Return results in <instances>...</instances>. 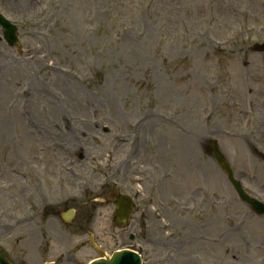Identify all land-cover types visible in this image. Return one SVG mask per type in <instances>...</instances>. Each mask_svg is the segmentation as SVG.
<instances>
[{
	"label": "rangeland",
	"instance_id": "1",
	"mask_svg": "<svg viewBox=\"0 0 264 264\" xmlns=\"http://www.w3.org/2000/svg\"><path fill=\"white\" fill-rule=\"evenodd\" d=\"M0 13L23 45L0 39V248L15 264H77L61 217L75 207L107 252L127 246L112 201L144 187L143 264H264V215L203 149L217 138L264 201L251 150L264 151V56L250 51L264 0H0Z\"/></svg>",
	"mask_w": 264,
	"mask_h": 264
},
{
	"label": "water",
	"instance_id": "2",
	"mask_svg": "<svg viewBox=\"0 0 264 264\" xmlns=\"http://www.w3.org/2000/svg\"><path fill=\"white\" fill-rule=\"evenodd\" d=\"M0 23L3 24L4 30H5L4 31L5 37L8 40V42L11 45L18 43L19 40L16 35L17 33L16 25L12 24L9 20H7L1 14H0ZM213 149L216 153L217 159L223 162L224 159L221 158L223 157V154H221L219 150H217L215 141H213ZM230 173L232 174L231 170H230ZM236 187L243 193L242 189L237 185V183H236ZM246 198L248 197L246 196ZM248 200L252 202L251 199L248 198ZM256 207L258 208L259 211L264 210V208L259 203H256ZM117 214L121 216L123 212L119 211ZM0 264H13L10 261V259L5 255L3 250H0ZM92 264H141V259L137 253L131 250H123L121 252H115L111 258L95 260Z\"/></svg>",
	"mask_w": 264,
	"mask_h": 264
},
{
	"label": "flooded vegetation",
	"instance_id": "3",
	"mask_svg": "<svg viewBox=\"0 0 264 264\" xmlns=\"http://www.w3.org/2000/svg\"><path fill=\"white\" fill-rule=\"evenodd\" d=\"M135 207H136V205H135ZM89 216H87L86 218H84V219H81V217L79 218V219H77V227H78V229H77V231H78V233L80 234V235H83L82 233H83V231H85V232H89V233H91V232H93V229H92V218H93V211H90V213L88 214ZM139 222H141V220H134L133 221V223H132V226H134L135 225V223H139ZM131 224V223H130ZM92 234H94V233H92ZM95 235V238H97L98 239V235H96V234H94ZM139 239V242L140 241H142V237L141 236H139L138 237ZM90 244H91V242H90V239H89V241H88ZM81 246H83V247H87V243H85L84 241H82L81 242ZM93 247L95 248V246L93 245ZM79 249V248H78ZM82 249V248H81ZM80 249V250H81ZM80 250H78V251H80ZM48 253H51V251L50 250H48ZM84 254L83 255H80V256H77L76 257V260H78L79 261V263H83V261H84V258L85 257H87V256H89V253L88 252H83ZM83 264H88V262H85V263H83Z\"/></svg>",
	"mask_w": 264,
	"mask_h": 264
},
{
	"label": "bare ground",
	"instance_id": "4",
	"mask_svg": "<svg viewBox=\"0 0 264 264\" xmlns=\"http://www.w3.org/2000/svg\"><path fill=\"white\" fill-rule=\"evenodd\" d=\"M133 158V157H132ZM128 159H130V157H128Z\"/></svg>",
	"mask_w": 264,
	"mask_h": 264
}]
</instances>
